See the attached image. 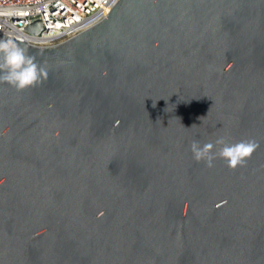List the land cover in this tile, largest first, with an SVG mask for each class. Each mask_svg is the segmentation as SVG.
Listing matches in <instances>:
<instances>
[{
	"label": "water",
	"instance_id": "obj_1",
	"mask_svg": "<svg viewBox=\"0 0 264 264\" xmlns=\"http://www.w3.org/2000/svg\"><path fill=\"white\" fill-rule=\"evenodd\" d=\"M43 28L37 20L26 30ZM239 30L264 38V0H119L61 43L13 37L48 76L23 91L0 84V264H264V139L236 169L215 160L208 173L130 175L145 191L131 186L126 206L108 208L102 189L95 203L86 192L81 205L49 204L43 188L45 163L58 169L48 136L96 128L105 153L108 126L174 89Z\"/></svg>",
	"mask_w": 264,
	"mask_h": 264
},
{
	"label": "flooded vegetation",
	"instance_id": "obj_2",
	"mask_svg": "<svg viewBox=\"0 0 264 264\" xmlns=\"http://www.w3.org/2000/svg\"><path fill=\"white\" fill-rule=\"evenodd\" d=\"M192 66L174 89L144 99L138 113H127L116 131L108 126L109 143L103 154L96 128L89 130V136L81 126L70 134L54 132L57 141L48 136L43 143L48 153L57 149L58 169L51 170L45 163L46 202L81 205L83 194L90 192L95 203L102 189L108 208L126 206L131 186L145 188L129 184L130 175L150 173L156 181L163 175L208 173L211 168L193 159V140L202 145L218 137L230 143L264 139L260 130L264 127V38L251 30L223 33L220 42L209 46L204 59ZM216 160L224 172L226 162ZM100 174L107 178L105 186L98 182ZM115 193L122 199H115Z\"/></svg>",
	"mask_w": 264,
	"mask_h": 264
},
{
	"label": "built area",
	"instance_id": "obj_3",
	"mask_svg": "<svg viewBox=\"0 0 264 264\" xmlns=\"http://www.w3.org/2000/svg\"><path fill=\"white\" fill-rule=\"evenodd\" d=\"M119 0H0V36L36 46L61 43L104 19ZM40 20V33L26 27Z\"/></svg>",
	"mask_w": 264,
	"mask_h": 264
},
{
	"label": "clouds",
	"instance_id": "obj_4",
	"mask_svg": "<svg viewBox=\"0 0 264 264\" xmlns=\"http://www.w3.org/2000/svg\"><path fill=\"white\" fill-rule=\"evenodd\" d=\"M48 76V69L30 55L26 47L13 38L0 39V84L6 83L17 91L35 87ZM258 144L252 139L235 143L218 137L214 142L201 145L199 141L190 143V151L196 162L213 167L217 158L223 159L230 169L246 166Z\"/></svg>",
	"mask_w": 264,
	"mask_h": 264
}]
</instances>
